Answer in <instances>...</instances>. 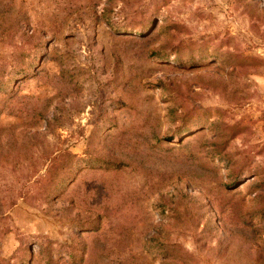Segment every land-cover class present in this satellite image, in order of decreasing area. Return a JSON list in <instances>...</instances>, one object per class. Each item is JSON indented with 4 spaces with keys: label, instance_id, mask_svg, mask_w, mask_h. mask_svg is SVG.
I'll use <instances>...</instances> for the list:
<instances>
[{
    "label": "rangeland",
    "instance_id": "1",
    "mask_svg": "<svg viewBox=\"0 0 264 264\" xmlns=\"http://www.w3.org/2000/svg\"><path fill=\"white\" fill-rule=\"evenodd\" d=\"M263 176L264 0H0V264H255Z\"/></svg>",
    "mask_w": 264,
    "mask_h": 264
},
{
    "label": "trees",
    "instance_id": "2",
    "mask_svg": "<svg viewBox=\"0 0 264 264\" xmlns=\"http://www.w3.org/2000/svg\"><path fill=\"white\" fill-rule=\"evenodd\" d=\"M109 2V1H108ZM155 56L162 59L165 57L163 53L160 51L154 53ZM220 156V153H218ZM223 160L231 166V161L229 157H226L223 155ZM107 168L109 166H116V164H113L110 161L103 162ZM119 164H117L118 167ZM234 168V167H233ZM241 170L233 169L231 171V179L229 181V185L227 187L234 186L241 180V176L245 175L244 173L240 174ZM256 188V190L253 192L254 194V205L251 206L248 209H243L239 203V201L232 197L230 201L226 203L227 210L220 212V220L219 223L223 225V227L226 229V232H230V229H228L229 224H236L240 223V226L245 228H251V230L255 231L254 235H256L257 231L262 228L264 230V176L261 179H258L256 182L253 183ZM227 211H229L227 213ZM229 223V224H228ZM93 224V223H92ZM98 223H95V228H97ZM257 238V236H255ZM258 239L260 240V243L251 241V243L248 245V251L251 252L252 255H254V259L252 260L255 264H264V237L258 236ZM165 253V251H164ZM166 256V255H165Z\"/></svg>",
    "mask_w": 264,
    "mask_h": 264
}]
</instances>
